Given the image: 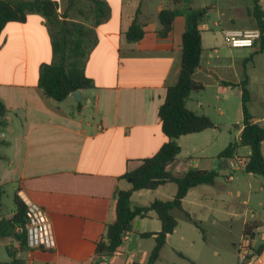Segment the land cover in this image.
I'll use <instances>...</instances> for the list:
<instances>
[{
    "label": "crops",
    "instance_id": "obj_1",
    "mask_svg": "<svg viewBox=\"0 0 264 264\" xmlns=\"http://www.w3.org/2000/svg\"><path fill=\"white\" fill-rule=\"evenodd\" d=\"M51 1L57 4L60 20L82 22L90 29L89 49L82 66L93 88L80 90L79 101L71 94L61 102L45 98L36 86V79L39 68L53 60L52 30L37 13L28 14L24 23L5 24L0 35V102L6 109L0 120V186L10 187L21 200L38 204L51 222L54 247L28 250L25 264H130L135 262L133 250L126 249L130 235L136 236V249L140 245L137 233H156L160 229L153 213L134 220L132 233L112 256L96 259L95 243L104 234L106 225L115 219L116 192L130 188L122 176L137 168L143 159L152 157L166 141L158 108L167 88L178 76L185 21L182 15L176 16L170 33L162 38L158 35L161 27L157 14L165 8L182 9L183 5H173L170 0H100L107 12L94 24L90 1ZM258 1L264 10V0ZM212 3L219 19L211 24L205 22L210 15L207 10L199 26L202 52L192 76L202 89L190 93L186 99V107L194 113H197L194 109L204 111L211 104L204 96L207 90L217 94L212 97L214 101L233 97L240 102V85L244 81L249 91V106L254 62L264 56V49L259 50L260 40L251 48H230L225 44L227 51H222L216 46L225 30L257 28L249 15L253 0L248 6L234 5L227 9V15L220 9L219 0ZM212 9L211 6L209 10ZM136 11L144 35L129 43L125 32ZM260 33L264 40V29ZM192 94L196 96L195 108L188 106ZM250 114L255 123L261 125L264 121V117ZM181 137L176 140L179 146ZM262 146L264 143L261 149ZM243 148L247 152L239 156L242 158L249 154L248 148ZM175 160L167 168L173 175H181L184 172L172 170ZM211 167L201 170L214 171ZM205 186L210 185L188 191L182 200L183 211L187 196ZM202 191L205 195L209 193L206 189ZM175 192L172 183L154 190H139L132 193L129 204L137 197L144 198V202L141 199L129 206L169 200ZM256 222L260 224L254 223L256 227L243 236L241 264H264V249L256 252L264 244V221ZM258 232L261 242L256 240ZM171 235H167L166 242ZM153 238L154 235L149 237ZM148 255L139 263L146 262Z\"/></svg>",
    "mask_w": 264,
    "mask_h": 264
},
{
    "label": "trees",
    "instance_id": "obj_2",
    "mask_svg": "<svg viewBox=\"0 0 264 264\" xmlns=\"http://www.w3.org/2000/svg\"><path fill=\"white\" fill-rule=\"evenodd\" d=\"M92 3L95 14L94 24L104 18L107 7L100 0H88ZM173 5H183L182 9H162L157 14L160 24L158 35L165 38L171 31L172 22L178 15L184 17L185 26L181 36V59L176 81L167 88L165 99L158 108L161 131L166 138L165 143L149 158L132 171L125 173L122 178L130 185L124 191L115 194V219L107 224L104 234L95 243L94 257L112 256L123 245L124 238L132 233L133 222L136 219L146 218L153 213L160 224L156 233H141L140 238H149L154 235V245L151 248L146 262H132L130 264H155L160 256V251L166 243V237L172 234L177 226L173 211L182 212L185 218L191 220L188 213L182 209V200L188 191L200 185H213L218 173L216 171L189 168L181 175H173L167 168L179 153L176 140L181 136L200 133L212 128L210 119L198 115L186 107V99L192 92L202 89L192 76L199 66L201 47V31L199 26L203 21L208 7L192 8L191 0H170ZM250 14L255 20L260 31L264 29V10L258 0H253ZM37 13L44 17L46 24L52 30L51 47L53 60L39 68L36 86L47 98L56 102L63 101L71 93L78 90L93 88V83L83 71V59L89 49L88 35L90 29L85 23L62 21L58 17L57 4L51 0H0V35L8 22L24 23L27 15ZM125 32L126 42H136L144 35V27L138 23L136 15ZM260 49H264V40L260 37ZM241 123L242 130L239 138L230 142L218 155V159L225 162L236 156L240 147H247L249 154L243 159L246 165L243 172L259 175L264 178V156L261 153V144L264 143V126L252 121L248 111L250 100L246 82L241 83ZM6 114L4 105L0 102V120ZM168 163V164H167ZM172 183L176 192L172 199L153 200L147 206L130 208L129 199L133 192L139 190H154L159 186ZM3 189L0 186V210L2 207ZM14 211L9 218L0 217V239H12L13 244H5L4 249L9 258V264H25V254L28 251L27 236L23 230L26 223V207L23 201L13 194ZM256 225L244 224L242 235L246 236L250 228ZM16 229H22L17 232ZM17 246V247H15ZM264 249V244L258 246L257 251Z\"/></svg>",
    "mask_w": 264,
    "mask_h": 264
},
{
    "label": "rangeland",
    "instance_id": "obj_3",
    "mask_svg": "<svg viewBox=\"0 0 264 264\" xmlns=\"http://www.w3.org/2000/svg\"><path fill=\"white\" fill-rule=\"evenodd\" d=\"M251 1L219 0V3L220 9L227 15V9L234 5L235 7L248 6ZM212 2L214 0H193L190 6L208 7L210 15L205 22L211 24L219 19L214 10L215 3ZM211 6L213 9L209 10ZM216 46L222 51H227L222 38ZM254 63L256 69L251 73L249 87L252 99L248 108L252 114L261 118L264 117V56L257 58ZM193 95L195 94H192V101L188 104L189 108H195L196 96ZM216 95L214 91L207 90L204 96L207 101L211 100L209 107H205L204 111L194 109L198 115L206 114L213 124L212 128L182 136L179 139L180 146H178L181 149L176 156L172 170L185 172L189 166L195 164L194 168L208 170L211 165L210 170L218 173L217 178L213 185L205 186L187 196L184 210L189 214L190 221L184 217L182 212L173 211L177 227L161 249L159 259L155 264H239L238 256L243 248L244 223L254 225V223L260 224L256 221H264V178L231 167L229 160L226 161V167L219 166L222 162L218 159L219 153L230 142L238 139V130L242 128V123L239 100L230 97L228 100L217 102L212 100V97ZM218 98L221 97L218 96ZM260 123L264 126V121ZM261 150L264 155V146ZM246 152L245 148L240 147L237 155L243 156ZM202 189L208 190L209 193L203 194ZM12 194L10 187L3 189L0 210L2 218H9L15 209ZM141 199L140 202H144V198L137 197L129 205L133 206ZM254 220L255 222H251ZM260 234L258 232L256 236L257 242H261ZM139 242L138 248L133 250L135 262L144 260L154 245L153 240L149 238H139ZM3 244H13V240L0 239V264H9Z\"/></svg>",
    "mask_w": 264,
    "mask_h": 264
},
{
    "label": "built area",
    "instance_id": "obj_4",
    "mask_svg": "<svg viewBox=\"0 0 264 264\" xmlns=\"http://www.w3.org/2000/svg\"><path fill=\"white\" fill-rule=\"evenodd\" d=\"M260 36V30L257 28L225 30L222 32V39L230 48H251L259 41ZM229 161L231 162V167L235 169L243 170L246 165V160L239 156H234ZM229 179L231 178L229 177ZM23 203L26 207V223L24 224L23 230L26 232L28 250L52 249L54 247V236L47 212L34 202L23 200ZM16 231L19 233L22 229H16ZM243 259L244 256H240V264Z\"/></svg>",
    "mask_w": 264,
    "mask_h": 264
},
{
    "label": "water",
    "instance_id": "obj_5",
    "mask_svg": "<svg viewBox=\"0 0 264 264\" xmlns=\"http://www.w3.org/2000/svg\"><path fill=\"white\" fill-rule=\"evenodd\" d=\"M71 96L73 98H75L77 101H79L81 99L80 90L71 93ZM219 166H225L226 167V162L224 160H222V163L219 164ZM136 227H138V221H136ZM135 239H136L135 234H131L130 238H129V241L126 244V249H127L128 252H130V251L135 249V247H136Z\"/></svg>",
    "mask_w": 264,
    "mask_h": 264
}]
</instances>
